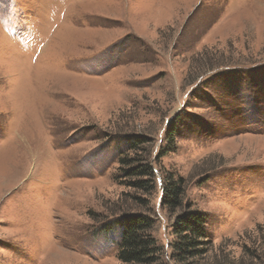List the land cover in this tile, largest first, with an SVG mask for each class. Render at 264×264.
<instances>
[{"label": "rangeland", "instance_id": "374dc122", "mask_svg": "<svg viewBox=\"0 0 264 264\" xmlns=\"http://www.w3.org/2000/svg\"><path fill=\"white\" fill-rule=\"evenodd\" d=\"M147 157L167 264V173L198 264H264V0H0V264H121L119 160Z\"/></svg>", "mask_w": 264, "mask_h": 264}, {"label": "trees", "instance_id": "16d2710c", "mask_svg": "<svg viewBox=\"0 0 264 264\" xmlns=\"http://www.w3.org/2000/svg\"><path fill=\"white\" fill-rule=\"evenodd\" d=\"M144 140L129 143L128 150L136 151ZM151 159L127 160L121 165H132L126 171L132 180L128 187L134 190L132 203L137 212L127 213L115 220L121 226L117 259L121 264H167L162 246L152 234L155 220L151 213L150 196L156 189L155 170ZM161 204L175 213L171 223L172 240L169 244L170 257L178 264H198L208 252V215L184 202L185 181L172 173L161 177Z\"/></svg>", "mask_w": 264, "mask_h": 264}]
</instances>
